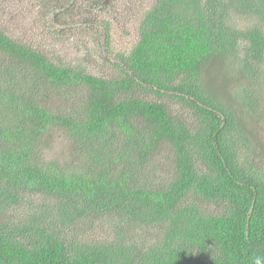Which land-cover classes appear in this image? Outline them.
I'll return each instance as SVG.
<instances>
[{
	"label": "trees",
	"instance_id": "trees-1",
	"mask_svg": "<svg viewBox=\"0 0 264 264\" xmlns=\"http://www.w3.org/2000/svg\"><path fill=\"white\" fill-rule=\"evenodd\" d=\"M139 21L111 77L0 27V264L264 258V0H155Z\"/></svg>",
	"mask_w": 264,
	"mask_h": 264
},
{
	"label": "rangeland",
	"instance_id": "rangeland-1",
	"mask_svg": "<svg viewBox=\"0 0 264 264\" xmlns=\"http://www.w3.org/2000/svg\"><path fill=\"white\" fill-rule=\"evenodd\" d=\"M154 1L106 0L101 8L111 3L109 12L99 15L96 12L99 10L79 8L83 0H71V3L70 0H0V27L50 57L72 65L83 61L85 69L93 74L111 77L115 75V55L128 54L136 45L139 20L145 7ZM45 4L49 6H43ZM57 7L64 8L62 12L56 11L61 19H56ZM105 25L110 28L111 45L109 53L104 51L103 54L97 45L102 40ZM158 158L163 160V157Z\"/></svg>",
	"mask_w": 264,
	"mask_h": 264
},
{
	"label": "clouds",
	"instance_id": "clouds-1",
	"mask_svg": "<svg viewBox=\"0 0 264 264\" xmlns=\"http://www.w3.org/2000/svg\"><path fill=\"white\" fill-rule=\"evenodd\" d=\"M253 259H254V264H264V258L260 256H255Z\"/></svg>",
	"mask_w": 264,
	"mask_h": 264
}]
</instances>
